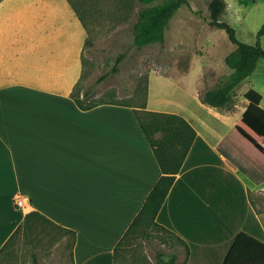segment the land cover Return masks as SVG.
Here are the masks:
<instances>
[{
    "label": "crops",
    "instance_id": "0c3cea01",
    "mask_svg": "<svg viewBox=\"0 0 264 264\" xmlns=\"http://www.w3.org/2000/svg\"><path fill=\"white\" fill-rule=\"evenodd\" d=\"M49 4L60 22L24 24L14 40L0 41V251L38 211L76 231L73 264H115L116 245L162 171L132 107L82 110L69 89L50 86L71 79L81 27L67 0ZM160 99L153 106L149 95L148 110L183 116L197 138L157 220L188 243L186 264H224L240 232L264 242V217L253 204V196L264 198V182L222 147L248 101L216 108L199 91L176 105Z\"/></svg>",
    "mask_w": 264,
    "mask_h": 264
},
{
    "label": "rangeland",
    "instance_id": "374dc122",
    "mask_svg": "<svg viewBox=\"0 0 264 264\" xmlns=\"http://www.w3.org/2000/svg\"><path fill=\"white\" fill-rule=\"evenodd\" d=\"M120 1L101 0L97 5V17L87 19L89 31L79 22L81 28L74 31V39L81 49L80 60L70 65L71 79L51 81V87L69 89L81 99L88 91L90 102L136 104L137 94L148 78L153 106L161 105L162 97L171 99L176 105L198 91L201 94L214 88L233 73L225 59L236 50V46L225 30L210 25L211 0H188V4L182 6L170 21L164 44L144 47L134 44L133 25L138 10L146 5L134 0H123L124 4ZM225 1L227 7L221 20L236 30L240 40L255 45L264 25V0ZM49 3L52 0H0V41L14 40L15 28L24 24L60 22L61 19L58 21L52 17L53 6ZM261 44L264 48V36ZM56 66L60 68V64ZM161 75L173 76L175 80L172 82L176 81V85L164 82ZM251 89L262 95L261 106L264 108V60L236 88L228 108L244 103V96ZM253 197L256 211L264 217L263 196ZM48 240L38 241L35 246L22 238L6 264H33V252L38 253L41 264H73L70 251L65 249L63 242ZM179 249L181 251L182 247ZM135 252L138 260L133 259ZM170 252L171 248L158 240L152 245L139 240L128 253V261L121 264H157L159 254L168 260ZM184 259L185 254L181 252L176 264H183Z\"/></svg>",
    "mask_w": 264,
    "mask_h": 264
},
{
    "label": "trees",
    "instance_id": "16d2710c",
    "mask_svg": "<svg viewBox=\"0 0 264 264\" xmlns=\"http://www.w3.org/2000/svg\"><path fill=\"white\" fill-rule=\"evenodd\" d=\"M101 0H67L77 15L80 23L89 31L88 17L96 18L98 3ZM142 5L136 14L133 25L134 44L144 47L152 44H164L166 30L175 13L188 0H134ZM245 3L247 0H241ZM124 4V1L121 0ZM95 5H94V4ZM225 0H211L209 3V18L212 27L225 30L236 50L228 55L225 63L233 73L212 89L200 94L201 101L216 108H226L233 100L236 88L258 67L264 60V48L261 37L264 36V25L258 33V41L251 45L240 40L236 30L227 22L221 20L225 13ZM117 71V67L114 68ZM87 91L84 98L79 94L71 97L82 110L92 109L100 104L113 103L134 109L142 132L147 138L162 176L149 193L142 209L130 224L114 250L115 264L128 261V253L139 240L153 244L155 240L171 248L169 259L162 254L157 256V264H176L179 254H185L187 263L190 249L188 243L174 231L160 224L157 217L164 206L167 197L181 172L191 148L197 138V131L183 116L175 113L150 111L147 108L149 97V79L144 88H140L136 104L126 102H90ZM248 101L246 112L231 128L222 141L223 149L241 166L249 171L257 180L264 182V108L261 106L262 95L251 89L245 94ZM24 238L37 246V242L47 240L51 243L63 242L65 249L70 251L73 263V249L77 240L74 230L56 224L38 211H32L25 217L24 222L8 239L0 251V264H6L13 257L20 240ZM179 247H182L180 251ZM133 254V259L138 260ZM33 264H41L37 252L32 255ZM224 264H264V242L245 232H240L228 253Z\"/></svg>",
    "mask_w": 264,
    "mask_h": 264
},
{
    "label": "built area",
    "instance_id": "2783aa9c",
    "mask_svg": "<svg viewBox=\"0 0 264 264\" xmlns=\"http://www.w3.org/2000/svg\"><path fill=\"white\" fill-rule=\"evenodd\" d=\"M17 205L22 206L23 205V199H17Z\"/></svg>",
    "mask_w": 264,
    "mask_h": 264
}]
</instances>
